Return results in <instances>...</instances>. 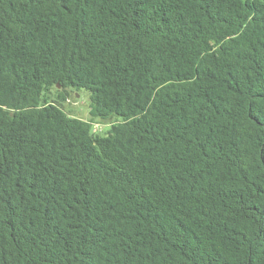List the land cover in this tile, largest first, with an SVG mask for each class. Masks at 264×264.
<instances>
[{
  "label": "trees",
  "instance_id": "obj_1",
  "mask_svg": "<svg viewBox=\"0 0 264 264\" xmlns=\"http://www.w3.org/2000/svg\"><path fill=\"white\" fill-rule=\"evenodd\" d=\"M0 264H264V0H0Z\"/></svg>",
  "mask_w": 264,
  "mask_h": 264
},
{
  "label": "rangeland",
  "instance_id": "obj_2",
  "mask_svg": "<svg viewBox=\"0 0 264 264\" xmlns=\"http://www.w3.org/2000/svg\"><path fill=\"white\" fill-rule=\"evenodd\" d=\"M57 90H60V88L55 86L50 89V92L54 95ZM67 91L66 100L61 102L62 110L70 117L83 121L89 120V93L84 90L76 92L69 89ZM100 127L102 134L106 133L110 128L103 124Z\"/></svg>",
  "mask_w": 264,
  "mask_h": 264
},
{
  "label": "water",
  "instance_id": "obj_3",
  "mask_svg": "<svg viewBox=\"0 0 264 264\" xmlns=\"http://www.w3.org/2000/svg\"><path fill=\"white\" fill-rule=\"evenodd\" d=\"M57 87L59 88V86L57 85Z\"/></svg>",
  "mask_w": 264,
  "mask_h": 264
}]
</instances>
